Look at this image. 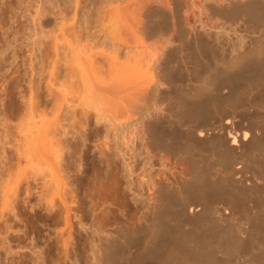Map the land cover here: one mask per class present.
<instances>
[{"label":"bare ground","instance_id":"1","mask_svg":"<svg viewBox=\"0 0 264 264\" xmlns=\"http://www.w3.org/2000/svg\"><path fill=\"white\" fill-rule=\"evenodd\" d=\"M12 1L14 0H0V16L5 13L4 16H2L5 17L7 14L5 18L10 22V28L15 23L14 17L16 14L14 12H18V10H13ZM26 1L23 3H26ZM69 1L73 7L71 13L66 9L67 5L65 0H44L45 3L38 0L35 3L36 6L34 5V15L30 13L31 17H33V20H31L34 23L33 25L38 28L37 31L33 29L36 31L33 35L40 34L41 38H39V36V40H44L42 42L38 41V39H33L31 41L33 45L30 44L32 46V53H35L36 46L39 48H41L40 46L48 47L49 44L46 43L47 39L45 40V37L48 35L52 37L51 44L53 47L52 49H54V56L50 57H53L52 59H48V63L45 62L49 65V68L46 69H49V79L45 82L46 92L51 96L54 91L52 90V87H54L58 91V94L60 93L59 96H62L63 100L61 97L59 98L58 94L56 97L54 96L53 100L51 99L53 101L51 102L53 103V108L51 110L50 107L51 111L49 110L51 114L57 115L56 112L59 111L58 109L59 107L61 108V106V111H63V104L65 105V103L67 106H71L72 104L75 105L76 103L74 102L77 101V105H81V101L79 102L80 104H78L81 97V92L78 90L79 88H77L79 91V98H77L76 101H73L71 105L70 102L72 101L70 100L75 99L72 98V96L70 97V95L69 100H67L69 97L66 98L67 94H70L68 90L70 88L75 89L76 84H78L74 80L78 77L81 79L82 83V93L84 96L82 98L86 99V107H84L82 111L85 120H89V117H94L97 123L104 122L106 124L112 121L115 122L119 115L120 117L122 116V118L130 117L131 115L133 117L137 116L138 119L141 118L140 125L141 130L143 131L142 138L145 137L146 149L148 150V148L152 147L154 149L159 148L161 150H168L173 157L172 159L167 158L168 162H166V160L161 162V165L159 166L160 168H157V172H152L154 174L153 176H151V173L146 180L144 179L148 186V190L151 192L148 197L152 196V198H146L145 202L137 204V207L139 214L142 216L141 219L144 218L145 214L148 212H146V210H150L148 213L149 224L138 225L135 222H131L127 229L117 232L118 238L113 240L114 245H112V241H104L102 262L105 264H229L227 260L220 259L221 256H224L225 258L228 256L229 259L231 255L233 257L237 255V258L235 257L236 259L234 260L241 261L242 258L240 257L241 260H239L240 258L238 257V255L241 254L245 261L243 264H264V0H215L213 3H206L207 11L213 16L219 15L222 16V18L233 20L238 18L245 19L246 23L249 22V25L251 23V26L253 24L257 27V33L259 34H257V37L247 36V41H249L247 47V44L239 39L241 43L244 42L245 44L242 43L245 48L241 46L242 44L239 45L241 48H244V50L242 49L243 51L236 55L226 56L224 54L225 57L222 56L223 59L220 58L221 64L217 67L216 73L210 74L207 79H201L200 73L211 66L212 59L217 55V49L214 48L213 51H210L209 55H206L204 53L205 47L202 44L203 40L199 39L198 35L195 34L193 35L191 45L189 46L190 50L189 52H186L188 53L187 56L185 53L186 48L184 49V46L181 45L183 43L176 46L177 48H173L172 46L171 48L175 51L170 50V43H172L171 40L175 39L173 37L176 31L174 34H171V32V36L165 40L167 45L168 43L170 44L167 48L165 42L158 40L159 37L163 36L166 32V26L156 27L155 25L156 17L160 18L161 16H159V12L161 13L163 11V13L165 12L172 17L174 13L172 12L171 6H185L186 11L184 14L186 15L175 16L176 22L173 24L175 27H178L180 31L184 30V23L186 26L188 25L190 31L191 29L193 30L192 27H194V24L193 26L191 25L192 23L190 24V19L192 17L193 19L196 18L194 19L195 23L196 21H201L199 19L201 17V15L199 16V9L197 10L194 8L195 0L193 2L191 0H166V2L164 1V7L161 6L162 2L160 3V0H132L133 2L130 3L128 2L129 0H96L97 2L95 0V2H90V0ZM23 3L20 5L25 8ZM113 3L116 5L113 6ZM88 4L91 5L89 9L87 8ZM24 8H22V11ZM79 12H81V14H79ZM187 13H189V15ZM25 16L24 18H26ZM51 16L55 17L52 18ZM251 26H249L250 29ZM16 34L17 31L15 35ZM27 34L30 36L29 33H26V37ZM129 36L130 39H133V43L137 42L135 43L136 45L139 44L149 51V59H153L152 63L157 65L156 67H153L154 70L160 67L162 60L164 61L171 52L172 54L174 52L173 56L176 53V57H174L171 62H175L174 60L176 59L178 65L169 66L167 73L175 72L178 78H176V82L175 80L173 81L174 85L172 84V86H170L172 90L168 91V89L167 94H164L165 96L161 95L159 97L158 91V94L154 93L157 90L156 88L157 85H159V82L157 83L154 81L153 78L155 76H150L153 69L149 71L150 73H147L152 66L150 69L147 67L148 70L146 68V75L144 72L142 74V76L148 75V79L147 77L145 78V76H141V79L140 75L138 78L133 79L134 77H131L132 79H129V74L126 76L127 78H124L123 75L125 74L123 72L125 70H121L122 64L120 70L117 69L120 76L116 73L118 62L115 58H120L118 54L123 53L119 48L124 49L126 48L127 43H131V40L128 39ZM32 37L36 36L34 35ZM14 38L8 40L6 37V41L8 42H6L5 49V46H3V49H0V62H6V55L4 54L5 57L2 55L7 48L12 45L15 46L14 43H16L17 38ZM23 38L25 39L24 36ZM91 39L95 40L92 41ZM90 40L91 42H89ZM116 40L118 42L115 43ZM108 41L111 44V47ZM106 43L109 44L110 50ZM159 43L160 46H157ZM239 43L237 42V44ZM151 46L153 48L150 49ZM185 46L187 45L185 44ZM15 47L17 48V46ZM64 47L67 50H64ZM235 47L237 46L235 45ZM119 51H121V53H119ZM63 53L71 55L64 56ZM41 54H43L45 58V51L43 53L41 52ZM11 56L12 59H17V52L16 55L12 53ZM186 58L191 60L192 65H187L188 59ZM49 60H51L50 63ZM60 60H65L68 63L66 64L65 62L62 65L63 67H66L67 65L65 74L62 71H59L64 74V79H61L62 81L56 76V72L59 70V65H61V62L58 65ZM30 61L32 62V59H30ZM150 61L147 62L150 63ZM10 62L12 63V61ZM122 62H124V60ZM31 70H34V68ZM163 72H165V70H163ZM121 73L123 74V77L121 76ZM67 81L69 84L75 81L76 84L75 86H73L74 83L71 84L72 86H67ZM30 82L31 81L28 80V90L26 92L23 91L20 96L21 100H25L24 102L22 101L23 104L20 102L24 108V116H31L32 112L34 87ZM224 87L228 88L226 94L221 92ZM161 92H163V90ZM14 93L9 92L8 94V97H10L8 100H11V103L15 99ZM76 94H78V92ZM155 94L158 95V97H156ZM60 99L62 101L65 100L66 102L60 104ZM150 102L151 106L148 104ZM58 105L60 106L58 107ZM68 108L67 110H69ZM71 108L73 113L76 109H74L73 106ZM88 108H92L93 112L91 113ZM250 108H253L254 112H250ZM80 109L82 110V107ZM226 114H228V117L230 115V118H226L223 122L220 118ZM239 114L248 118L249 125L247 124V127H245L241 126V123H238L240 128L235 130L233 128L234 126L232 127V125H234L233 118H236ZM71 115L70 118L74 117V115L72 117ZM55 117L56 116H54V118ZM20 118L22 119V117ZM24 118L26 119L27 117ZM55 119L58 120L57 123L59 124L60 116ZM1 120L0 123L3 124ZM24 120L22 119L23 123L25 122ZM51 121H53V119H51ZM69 121L71 120L69 119ZM55 123H52V125L55 126ZM164 123L169 124L170 128L168 130L159 128ZM43 124L44 123H42V125ZM61 124L63 125V122ZM17 127L20 126L17 125ZM71 127H68V130ZM19 129L21 128L17 129L15 127L14 130L20 132L21 130ZM23 131L24 130H22L21 133H18L22 134ZM3 133L0 138L4 140L1 141L0 144L2 143L1 145L5 146L11 142V137L7 132ZM18 133H16V135ZM43 133L46 134L47 132ZM23 135L24 134H22V136ZM55 135L56 134H54V136ZM15 137L16 136L13 138L12 135L14 140L17 139ZM59 137L54 140L58 142ZM19 138L18 135V139ZM61 142L62 141H59L57 144L55 143V151L53 150L55 152L53 155L55 154V159L57 160V174L56 172H53V174L50 173L49 175L51 176L52 174L54 177L57 175L56 177H58V179L63 177H61L60 174V164L63 161L64 153V148L61 147L63 145L60 144ZM17 143H19V145H16L15 148L17 151L16 153L19 154L15 153V157L25 153L23 147L30 145L23 143V145H25L22 147L19 141ZM10 145V147L13 146L12 143ZM48 145L50 146V144ZM40 147L43 148V145ZM7 148L9 149V147ZM2 150L4 149L1 148V152L7 151L6 147V151ZM73 153H76L75 148L73 149ZM101 154H103L105 158L103 157V160L97 165L92 163L93 169L99 167V169H97L101 170L103 169V166L108 167V165L111 164L109 162L111 160H109L107 154L103 151H101ZM70 157L68 158L70 159ZM81 157H79V159ZM75 162L67 160V164ZM238 162L243 163L240 170L238 167H235ZM18 163H16V165H19ZM77 163H79V161ZM5 164L8 165V163ZM125 165L127 167L126 172L128 177L126 182L128 188L132 191V194L135 195V189L133 190L135 187H131L133 184V179H131L133 173L131 172L130 162ZM8 167L9 166H6L7 169ZM109 167L112 171L111 176L109 175L110 177H108V171L105 170L102 174H96V180L102 182L101 184L103 185H106L108 179L113 183L119 184L120 177L117 163L114 161ZM19 168L20 167H18V169ZM10 169L6 174L7 177L4 176L5 179L0 181V186L2 185L0 187L1 215L2 210L7 206L10 207V203L15 201H12L11 199L13 198L12 192L14 191V188H16L15 186L17 185L18 180L20 181L22 178H20L21 168L18 171L17 169L13 170L16 171L14 173H11L12 169ZM248 171L251 172L249 179L244 175V173ZM77 172H80V174L86 173V169L83 167L82 169H77ZM237 174H241L240 178L236 177ZM33 175H30L31 179L35 178ZM45 177L48 179L47 176ZM41 178H36V181ZM47 179L43 178V181L39 180L40 182L42 181L41 184L38 181V184L40 185L35 181L36 186H33L35 189H39L36 191L38 194V201L36 203L38 206L37 208H41V206L44 208L47 206L52 209L55 204V201L53 200L54 194H52L53 189H51L52 185L50 186L49 184L53 180V177L51 176V178ZM246 180H249V184H246ZM108 182L109 181H107V184H110V182ZM21 183H23V181ZM26 184H28L27 181ZM47 186L50 187L51 193ZM52 188H54V185ZM28 189H30V187ZM54 191L58 192L57 190ZM57 197H59V195ZM249 198L254 202V206L251 207L250 210H255V212H253L255 216L252 215L253 213L250 212V210H247L248 208L244 205ZM152 199H155L156 201L153 209L150 207ZM60 200L61 199L58 201ZM62 200L63 203L66 201V199L65 201L64 199ZM61 201L60 203L63 204ZM33 208H35V206ZM48 208L47 211L49 210ZM10 209L12 210V208ZM53 212L54 211H52V213ZM64 218L66 220L68 219L66 215ZM106 232L109 233L110 231ZM119 237L122 238V240H120ZM131 245H134V247L136 246V254H134L136 251L134 253L131 251ZM229 260L232 261L231 259ZM233 261L230 263H233ZM235 262L233 264L237 263ZM241 263L238 262V264Z\"/></svg>","mask_w":264,"mask_h":264},{"label":"rangeland","instance_id":"2","mask_svg":"<svg viewBox=\"0 0 264 264\" xmlns=\"http://www.w3.org/2000/svg\"><path fill=\"white\" fill-rule=\"evenodd\" d=\"M20 1H22V0L12 1L13 2V5H12L13 10H18V12L17 11L14 12L16 14V16L14 17L15 23L11 28H10V22L7 21L8 19L5 18L7 14L5 15V17H2V16H4L5 13L4 14L2 13L3 15L0 16V22H1L0 23L1 24V26H0V49H3V46H5L4 49L6 48V42H8V41H6L7 40L6 37L9 40L10 38H14L15 36H16L15 38H17V39H16V43H14V44L18 48L17 49L14 45L7 48L6 51L3 52V55H2L3 57H5V55H6V57H5L6 62H0V120L2 119L1 121L4 124L3 125L0 123V137H2L1 135L4 134L3 132H5V133L7 132V134L11 137L10 138L8 136L10 138V141H11L9 144H7L5 146L4 145L2 146L1 145L2 143L0 144V147L2 149L5 150V147H6V150H7V151L5 150L6 152H1V148H0V162H1L0 163V173L2 174V175L0 174V176H1L0 181L5 179L4 176L7 177L6 174H7V172H9L8 170L10 168L12 169V170L10 169L11 173L16 172L13 170L17 169V171H18L21 168L22 170L20 169V171H21L20 172V178L21 177L22 178L21 179L18 178V179H20L21 182L23 181V183H21L18 180V183L15 186L16 188H14V191L15 190L16 191L12 192L13 198H11V199H12V201L15 200L14 201L15 203L11 202L10 207L7 206L6 208H4L2 210V215L0 213V216H3V217H0V264H105L104 262H102V258H103V250L102 249H103V243H105L104 241H112L113 242L112 245H114L113 240L118 238L117 232L127 229L128 226L131 224V222H133V223L135 222L138 225H148L149 224L148 213L150 212V210L147 209L146 212L147 211L148 212L145 214V217L141 219L142 216H141V214H139L138 207H137L138 206L137 204L145 202L146 198L147 199L152 198V196L148 197V195L151 192L148 190V186L145 183L144 179L146 180V178L148 176H150V174L152 172L153 173L157 172V168L158 169L160 168L159 166L161 165V162H164L165 160H166V162H168L167 158L172 159L173 157H172L171 152L169 153L168 150L167 151L161 150L159 148L154 149L152 147L148 148V150L146 149L145 140H144L145 135L143 136L144 138H142L143 131L141 130V125H140L141 118L138 119L137 116L133 117L131 115L130 117L122 118V116L120 117V115H119V117L115 120V122L112 121V122H109L106 124L104 122H98L97 123L96 119L94 117H89V120H85L83 117L82 111H83L84 107H86V99L82 98V97H84L83 93H82L83 92L82 83H81V79H79L78 77L74 79L78 84H76L75 81L74 82L70 81V82L74 83L73 86H75V84H76V86H75V89L70 88L68 90V92H70V94H67L66 98H68L70 95V97L72 96V98L75 99V100H73V99L70 100V101H72V102H70V105H71L73 103V101H76L77 98H79V91H80L81 97H80V100L78 99L79 100L78 104L81 103L82 106L81 105L80 106L82 107V110L80 109L81 107L77 105V101L74 102V103H76L75 105L72 104L71 106H67L65 103L66 101L65 100L62 101L63 100L62 96H59L60 93L58 94V91L54 87H52V90H54V91L52 92L51 96L48 95V93L46 92V83L45 82H47L49 79V75H48L49 69L46 70L47 68H49L48 67L49 65L46 64L45 62L48 63V59H52L53 57L52 58H50V57L54 56V49H52L53 47L51 44L52 37H50V35H48L49 37L48 36L45 37V40L47 39L46 43L49 44L48 47L44 46L45 47V49H44L43 46H40L42 48V51H41V48L36 46L37 48L35 49V53H34L35 55L32 53L31 47L33 45L31 43V41L33 39H38V41H40V42L44 41L43 39L39 40V38H41L40 34H38V35L34 34L36 37H32V36H34L33 33H36L38 28H37V26L35 27V25H33L34 23L31 21V20H33L32 19L33 17H31V14L34 15L33 14L34 9H35L34 5L36 6L35 3L38 0H31V1L23 0L22 2H20ZM24 1H26L27 4L23 3ZM41 1L44 2V0H41ZM95 1L90 0V2H95ZM125 1H128V0H125ZM133 1H136V0H133ZM133 1L129 0L128 2L130 3ZM145 1H149V0H145ZM164 1L166 2V0H160L159 1L160 3L162 2L161 3L162 7H164ZM191 1L193 2L194 0H191ZM214 1L215 0H207V1L206 0H195L194 1V8H196L197 10L199 9L198 10L199 16L201 15V17L199 19L201 21H198V22L196 21V23H195L194 19H196V18L193 19V17H192L190 19V24L192 23L191 24L192 26L194 24V27H192L193 30L191 29V31L188 28V25L186 26L185 23H184V27H183L184 30H182V31H180L179 28L175 27L173 24L174 22H176L175 16H177V15L185 16L186 15V14H184L186 11L185 6H180V7L171 6L172 12L174 13V15L172 17H171V15H169L165 12L163 13V11H162L161 13L160 12L158 13L159 16L161 15L160 18L156 17L157 20L155 19V21L157 23V24L155 23L156 27H162V26L165 27L166 26L165 27L166 32L164 31L165 33L163 34V36L159 37L158 40H160V41L162 40L163 42H165V40L167 38H169V36H171V34H174V32L176 31V33L174 34V37H173L175 39L172 38L173 40H171L172 41V43H170L171 46L169 47L170 44L168 43V45H167V43L165 42L167 45L166 47L167 48L169 47L170 50H173V48H177L176 46H179L181 43H183L181 45L184 46L183 47L184 49L186 48L185 53L189 52V50H190L189 46L191 45V40L193 38V35H195V34L198 35L199 39L203 40L202 44L205 47L204 53L206 55H209L210 51L211 50L213 51L214 48L217 49V51H218L217 55H215V58L212 59L211 66L208 67L205 71H202L200 73L201 79L202 78L207 79L210 74L216 73L217 67L221 64V59H223V57H225L224 54L226 56L238 54L239 52L244 50L245 44H247L246 47L249 45V43H248L249 41H247V39H248L247 36H253V37L256 36L257 37V34H258L257 33V27L253 24H252V26H254V27H252L251 23L249 25V22L248 23L245 22V19L243 20L242 18H238V19L233 20V19L222 18V16H219V15L213 16L211 13H209V11H207L206 3L209 4L211 2L213 3ZM65 2L67 5V8H66L67 11L69 13H71V10L73 9L72 4H70L71 2L69 0H65ZM21 3L24 4L23 6H25L26 9L21 6L22 5ZM114 5H116V4L113 3V6ZM16 6H19V7H16ZM200 6H201V8H200ZM27 7H29V8H27ZM89 7H91V5L88 4L87 8L89 9ZM22 8H24L25 10L23 9V11H22ZM27 9H29V10H27ZM29 14H30V16H29ZM79 14H81V12H79ZM187 14L189 15V13H187ZM24 16L26 18H24ZM52 16H53V14H52ZM54 17H52V18H54ZM1 18H3V19H1ZM78 21H80V20H78ZM2 24H3V27H2ZM157 25H160V26H157ZM172 26H174V27H172ZM249 26H251V29ZM13 27H14V29H13ZM19 28H21V29H19ZM172 28H174V29H172ZM17 29H19V30H17ZM33 29L36 31H34ZM16 31H17V34L15 35ZM26 33H29L31 38H30V36H28V34L26 37ZM177 34H179V35H177ZM23 36L25 37V39L23 38ZM19 37H21V38H19ZM27 38H28V40H27ZM93 38H95V37H93ZM95 39H91V40L94 41ZM128 39H130V36ZM239 39L241 41H244L245 44H244V42H242L244 44L243 45ZM91 40L89 42H91ZM130 40H131V43L126 44V48L128 47L127 48L128 50L126 48H124L125 50L119 48V50H121L123 53H121V51H119V53H121V54H118V56L120 58H115L118 62L117 63L118 66L116 67V70L117 69L120 70V67L122 64L123 68L121 67V70L123 69L126 72L125 71L123 72L125 75H123L121 73V76L123 75L125 78L129 74L128 75L129 79L131 77L132 78L134 77L133 79H135V78H138L139 75L141 77L143 72L145 75L147 73H150L149 71H151L153 69V67H156L157 65L152 63L153 59L150 58L151 59V61H150V59H149L150 53L146 48L142 47L139 44L136 45L135 43H137V42L133 43L132 42L133 39H130ZM134 41H135V39H134ZM116 42H118V41L116 40L115 43ZM237 42L238 43L240 42V43L237 44ZM108 43H109V41H108ZM108 43H106V44H108ZM109 44L107 45L108 49H109ZM185 44L187 46H185ZM235 45L237 47H235ZM239 45H241L244 48H241V46H239ZM157 46H160V43ZM172 46H173V48H171ZM110 47H111V44H110ZM151 48H153V47L151 46L150 49ZM14 49H16L17 51ZM64 50H67V49H65V47H64ZM44 51H45V58H44V55L41 54V52L43 53ZM173 51H175V50H173ZM16 52H17L18 56H16L17 59L14 60V59H12L11 54L13 53L16 55ZM64 53H63L64 56L68 55V54H64ZM66 53H67V51H66ZM31 54H33V55H31ZM171 54H172V52H171ZM171 54L168 56L169 58L167 57L164 61L162 60L161 65H160L161 69L163 68L162 71H161L160 67L159 68L157 67L158 69H155V70L153 69L151 71L152 74H150V76H152V77L155 76L153 78L154 81H156L157 83L159 82V85H157V88H156L157 90L154 92L156 94L159 93V97L161 95L165 96L168 91H171L172 88L170 86H172V84L174 85L173 81L175 80V82H176V78H178V76L175 72L167 73L169 66H177L178 65L176 63V59L174 60L175 62H171V60L174 57H176L175 56L176 53L173 56V54H174V52H173V54H172L173 57L171 56ZM41 55H43V56H41ZM63 55H62V57H63ZM70 55L71 54H69L68 56H70ZM187 55H188V53H186V56ZM46 56H47V59H46ZM0 58H1V56H0ZM30 59H32V62L30 61ZM41 59H42V61H41ZM122 59L124 60V62H122L123 61ZM186 59H188L187 65L188 66L192 65L191 60L189 58H186ZM10 61H12V63ZM50 61L51 60H49V63H50ZM147 61H150V63ZM60 62H61V65H59ZM65 62H66L65 60H63V61L60 60L58 63V65H59L58 69L59 70L58 71L56 70L57 71L56 76H57V78L59 77L60 81H62L64 79V74H65V71L67 68V65H66V64H68L67 62L65 64L66 67L62 66L63 63H65ZM8 63H10V64H8ZM31 65H33V66H31ZM151 66H152V68H151ZM147 67L149 69L150 68L151 69L148 70ZM33 68H34V70H31ZM146 68H147L148 72H147ZM159 69L161 72H163V70H165V72L161 73L159 71ZM145 70L147 73H145ZM59 71H62L64 74L62 72H59ZM116 73H118V70L116 71ZM164 73H166V74H164ZM163 74H164V76H163ZM145 75H143L142 77H144ZM119 76H120V74H119ZM142 77H141V79H142ZM146 77L148 79V75L145 76V78ZM28 80L31 81L30 83L34 87V89H33L34 98L32 99L33 104H32L31 116L30 115L24 116L23 115V109L24 108L22 107L23 99L21 100L20 96L22 95L23 91L26 92L28 90V87H29ZM73 83L69 84L67 81L66 85L70 86ZM35 84H37V85H35ZM77 88H79L78 89L79 91L77 90ZM162 90H163V92H161ZM14 91H15V93H14ZM157 91H158V93H157ZM9 92H13L15 95V99L13 101L14 103L13 102L11 103L10 102L11 100L10 101L8 100L10 98V97H8ZM77 92H78V94H76ZM221 92L226 94L228 92V88L224 87ZM1 93H3V94H1ZM160 93H162V94H160ZM57 94H58L59 98L60 97L62 98V100L60 99L61 100L60 104L63 102V103H65L66 106L62 103L63 104V111H61L62 106L60 108L59 107L60 105H58L59 111L56 112L57 115L56 114L52 115L50 111L53 108V105H52L53 103H51V102H53L52 100L54 99V96L56 97ZM156 94H155V96L158 97V95H156ZM70 97L67 100H69ZM84 99H85V102H84ZM18 102L19 103L21 102L22 104L21 103L19 104ZM148 104H149V106H151L150 105L151 102ZM72 106L74 109H76L75 110L76 112L73 110L74 112L72 113V108H71ZM75 106H76V108H75ZM50 107H51V110H50ZM68 107H70L71 109ZM67 108L69 110H67ZM250 109H249L250 112H254L253 108H250ZM92 110H93L92 108L89 109V111L91 113L93 112ZM66 111H68L69 113ZM47 112H49V113H47ZM70 112H71V114L74 115V117H72L73 115H71ZM78 112L82 115H80ZM19 113H21V114H19ZM44 115H46L47 117ZM70 115L73 118V120H72V118H70ZM54 116H56V117L60 116V123L59 124L57 123L58 120L55 119L56 117L54 118ZM20 117H22L23 120L25 119L24 117H27L26 119L28 120V122L25 119L24 120L25 122L23 123L22 119ZM81 118H83V119H81ZM226 118H230V115H229V117H228V114L223 115V116H221L220 119L224 122V120H226ZM246 118L247 117H243V115H240V114L237 115L236 118H233L234 125H232V127L234 126L233 128L235 130L239 129L240 126L238 125V123H241V126L247 127V124L249 121H248V118L247 119ZM51 119H53V121H51ZM69 119L72 122L69 121ZM61 120L63 122V125L61 124L62 123ZM42 123H44V124L42 125ZM50 123H51V125H50ZM52 123H55V126L52 125ZM16 124L20 127H17ZM15 127L17 129L21 128V129H19L21 131L24 130L22 132V134H24V135L22 136V134H19V133H21V131L19 132L18 130H14ZM68 127H71V128H69V130H68ZM65 128H66V130H65ZM159 128H162V129L164 128V130H168L170 128V126L168 123H164ZM25 130H26V132H25ZM34 131H36V132H34ZM11 132H12V134H11ZM43 132H45V133L47 132L46 134H48V135L44 134ZM16 133H18V134L16 135ZM54 134H56V135L54 136ZM59 134H60V137H59ZM12 135H13V138H14V136H16L15 138H17V139H15V140L16 141L18 140L20 142V144L22 145V147L25 144H27V145L30 144L29 146L23 147V150H25L24 151L25 153L20 154V156L17 155L16 156L17 158L15 157V153L17 152L15 146L19 145V143H17L18 141L16 142L12 138ZM18 135L20 137L19 139H18ZM64 135H66V136H64ZM27 136L29 139L27 138ZM58 137H59V141H62L60 144L63 145V146H61V145H59V146L64 148L63 161L60 164L62 166V167L60 166V169H61L60 174H61V177L62 176L63 177L59 178L60 180L58 179V177H56L57 175H55V177L57 179L52 175L53 172H56V169H57V166H56L57 160L55 159V154L53 155V153H55L54 152L55 151L54 147H56L55 145L59 142V141L58 142L55 141L54 139H57ZM79 138H81V139H79ZM60 139H62V140H60ZM3 140H2V138H0V142ZM12 141L16 142V143H13ZM21 141H22V143H21ZM24 141H26V142H24ZM11 143L14 147L13 146L10 147ZM23 143H25V144L23 145ZM48 144H50L51 148ZM64 144H65V146H64ZM42 145H43V148L40 147ZM7 147H9V149ZM74 148H75L76 153H73ZM78 149H79V151H78ZM4 150H2V151H4ZM29 150H30V152H29ZM101 151L105 152V154H107L109 160H111V161H109L111 163L110 165H112V163L114 161L117 163V165L119 167V177H120L119 184L113 183L111 180L108 179L107 181H109L110 184H107V181H106V185L105 184L103 185V184H101L102 182H99L96 180V178H97L96 174H100V173L102 174L106 170V171H108L107 172L108 177H110L111 172H112L111 168L109 167L110 165H108L109 168L106 166L105 167L103 166V169H101V170H98L99 167H97L98 168V169L96 168L97 171L95 168L93 169L92 163L97 165L98 163H100L101 160H103V157L105 158V156L103 154H101ZM16 154H19V153H16ZM27 155H28V157H27ZM81 155L83 158L81 157ZM53 156H54V158H53ZM68 157H70V159ZM79 157H81V158L79 159ZM15 158L18 160H16ZM67 160L68 161L70 160L73 162L76 161V162L67 164ZM80 160H81V163H80ZM18 161H19V163H18ZM78 161H79V163H77ZM129 162H130V166H131V170H132L131 172L133 173V175L131 176V179H133V184L131 187H133V186L135 187V188H133V190L135 189L134 191L136 192L135 193L136 196L132 194V191L128 188V185L126 182L128 177H127V172H126L127 167L125 164L129 163ZM5 163H8V165ZM16 163H18L19 165H16ZM78 165L80 166V168ZM149 165H150V167H149ZM242 165H243L242 162H238V163H236L235 167H238L240 170L242 168ZM6 166H9L8 169L6 168ZM17 166L20 168L18 169ZM83 167L86 169V173L80 174V172H77V169H82ZM1 169H2V171H1ZM50 173H52L51 176L53 177V180L49 184H50V186L54 185V188H56V189H54L51 186V189H53L52 194H54L53 200L55 201V204H56L55 205L53 200H52V202L55 206L53 205V208L52 207L51 208L56 209V210H52V209L48 208L47 206H45L46 208L44 207L45 209L42 208L43 206H41V208H37L38 206L36 205V203L38 201V194L36 191L39 189L38 188L35 189L34 187L36 186V183L38 184L40 182L39 180L43 181V178L47 179L45 176H47L48 179L51 178V176H49ZM153 173L151 176L154 175ZM56 174H57V172H56ZM30 175L31 176L33 175V177H35L34 178L35 180L33 178L31 179ZM145 175H147V176H145ZM244 175L247 179H249L251 176V172L250 171L245 172ZM240 176H241V174L236 175L237 178L238 177L240 178ZM28 177H30V178H28ZM93 177L95 180L93 179ZM141 177H142V179H141ZM36 178H41V179H39V180L37 179V181H36ZM63 179H64V181H63ZM26 181L31 186L26 184ZM31 181L34 183H32ZM35 181H36V183H35ZM41 182H40V184H41ZM64 182L68 186L65 185ZM96 182H97V184H96ZM98 182H99V184H98ZM55 183H56V185H55ZM103 183H105V182H103ZM40 184H38V185H40ZM246 184H249V180H246ZM27 187L28 188L30 187V189H28ZM31 187H32V189H31ZM47 187L50 189L49 186H47ZM51 189L49 191L50 193H51ZM27 190L28 191L30 190V191L28 192ZM54 190H57L59 193L54 191ZM54 192H56V193H54ZM35 193H36V196H35ZM58 195L60 198L57 197ZM263 197H264V195H263ZM59 199H61V200L64 199V201L66 199V201L63 203V200L62 201L60 200L63 203V204H61L60 201H58ZM155 203H156L155 199H152L151 203H150V207L152 209L155 206ZM244 205H245V207L248 208V209L247 208H245V209L250 210V208L254 206V202H252L251 198H249L246 200ZM34 206L36 209L33 208ZM10 208H12V210ZM47 208L50 211L51 210L54 212L57 210L58 211L55 213L54 212L52 213V211L51 212L49 210L47 211ZM58 208H60V209H58ZM66 209H67V211H66ZM250 212L253 213V212H255V210L251 209ZM65 215L68 218L67 220L64 218ZM252 215H254V213ZM100 231H101V233H100ZM106 231H110V232L107 233ZM120 240H122V238H120ZM131 251H133V253L136 251L134 253V254H136L137 253L136 246L134 247V245H131ZM218 257H220V256H218ZM231 257H233V256L231 255ZM231 257L229 259H231L233 261L234 259L237 258V255L235 256L236 258L235 257L231 258ZM238 257L239 258L241 257L242 260L244 259L241 254H239ZM241 258L239 260H241ZM220 259L227 260L229 262V264H233L236 261V260H234L233 263H230L232 261H230L228 259V256H226V258L224 256L223 257L221 256ZM242 260L241 261L237 260V261L239 263L242 262L241 264H243V262H245V261L244 260L242 261ZM238 262L236 264H238Z\"/></svg>","mask_w":264,"mask_h":264}]
</instances>
